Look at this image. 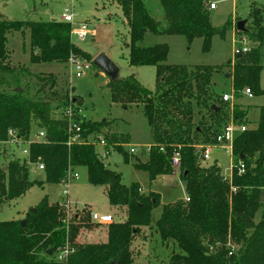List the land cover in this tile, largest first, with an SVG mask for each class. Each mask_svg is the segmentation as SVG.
<instances>
[{"label": "trees", "instance_id": "1", "mask_svg": "<svg viewBox=\"0 0 264 264\" xmlns=\"http://www.w3.org/2000/svg\"><path fill=\"white\" fill-rule=\"evenodd\" d=\"M158 1L164 24L151 14L147 0H117L129 29V64L156 67L155 91L132 75L111 79L107 86L113 102L123 107L131 104L143 107L155 144L165 147L166 151L161 152L154 146L146 162L135 164L148 172L151 182L172 174L173 151L181 152V178L190 200L164 205L155 223L160 245L171 247L164 264H264V201L261 200L264 197V105L259 107L256 122L248 120L244 108L237 103L230 107L222 100L224 93L215 91V77L223 68L166 64L167 44L143 43L149 34L181 35L189 43L201 38L203 51L209 52L214 36L224 37L231 23L213 26L205 6L211 0ZM26 29L30 30L32 63L61 64L71 54L82 52L72 42L71 24L67 22L54 19L23 22L0 17V141L8 138L11 129L23 139H28L35 128L43 130L45 139L32 143L30 151L32 161L40 157L45 164L46 181L61 183L70 165L86 167L89 182L105 186L110 204L125 207L127 217L108 226L104 242L80 244L77 237L83 227L90 225V212L76 214L66 224L63 206L58 202L51 204L46 196L35 213L32 209L28 212L25 226L19 220L0 221V264H135L133 242L143 228L151 225L160 195L153 192L145 195L139 183L123 184L121 175L106 166L89 138L103 135L109 146L123 151L119 137L110 135L107 121L93 122L80 116V99L69 97L68 86L60 87L52 74L45 75L33 94L30 85H23L26 77L23 74L29 73L9 65L8 40L13 31ZM246 29L237 31L240 35L245 33L256 45L223 66L232 68L228 77L234 99L241 98L246 88L255 96L264 93L261 10H255ZM69 105L74 107L86 141L72 146H68L67 121L56 115L57 110ZM195 107H203L210 122L204 116L195 122ZM229 119L247 126L234 141L235 165L230 179L222 174L217 163L203 166V149L199 151L197 147L200 140L204 145L214 144ZM240 163L245 165L242 173H239ZM37 183L30 180L25 160H11L6 169L0 168V209L25 195ZM259 212L260 219L256 221ZM67 244L74 252L64 261L57 260L56 253ZM51 249L54 253L49 255Z\"/></svg>", "mask_w": 264, "mask_h": 264}, {"label": "rangeland", "instance_id": "2", "mask_svg": "<svg viewBox=\"0 0 264 264\" xmlns=\"http://www.w3.org/2000/svg\"><path fill=\"white\" fill-rule=\"evenodd\" d=\"M151 14L164 24L162 6L158 0H147ZM218 8L209 10L213 26L222 27L228 21L231 27L224 37L216 35L213 38L212 48L209 52L203 51V40L196 38L189 43L181 35H147L145 45L167 44L169 55L166 64L186 65H212L223 68L221 74H217L215 91L218 94L232 92V82L228 72H232L227 64L235 59V50L243 46L246 40L249 48L256 43L251 41L244 33L240 35L237 31V23L248 20L246 26H250L254 18L255 10H261L264 17V0H212ZM65 12H73L76 22H86L96 28V36L84 42L74 39L77 47L82 52L89 54L92 59L86 58L83 53L76 54L80 59L89 61L91 69L81 78H76L70 72L68 60L65 63H32L30 47V30L13 31L9 34L8 49L10 58L8 63L11 67L24 69L29 74L23 79V85H30L31 93H35L45 75L52 74L57 79L60 87H69V97L80 99L79 115L85 120L93 122L107 121L106 127L110 135H117L123 151H118L113 145L108 146L110 155L103 158L106 166L121 175L123 184L129 186L139 183L142 193L148 195L155 193L160 195V205L153 209L152 223L143 228L137 235L132 247L135 253V264H164L168 261L171 247L160 245L159 234L155 223L159 219L164 205L174 203L177 200H185L187 197L185 184L182 181V168L174 169L170 175H164L151 182L148 172L135 166L137 162H146L149 153L147 146L154 143V134L144 115L141 105L131 104L123 107L111 99L108 83L111 78L95 66L94 61L100 55L108 56L120 68L118 78L123 79L134 76L148 89H156V67L155 66H131L129 64L130 42L129 29L125 23L124 15L117 0H0V13L10 21H50L60 20ZM1 17V16H0ZM226 73V76L224 75ZM261 87L264 91V68L261 74ZM244 95V94H243ZM55 103V102H54ZM239 104L247 111V118L257 121L258 111L264 105V93L261 96L249 98L244 95L230 102ZM195 122L198 123L201 116L210 122L208 114L203 107H195ZM56 115H62V109L56 111ZM253 124L249 125L251 127ZM36 129L33 131H39ZM91 143L96 142L95 147L101 155L105 154L106 148L97 142V138L91 135ZM204 145L202 140L197 147ZM212 154L209 159H201L203 166L217 163L221 167L222 174L232 177V168L235 158L230 152L210 144ZM137 149L136 155L129 153L130 148ZM128 156V158L126 157ZM20 152L9 148L0 156V168L6 169L8 163L14 159H21ZM29 176L33 185L25 195L8 202L0 209V221L26 219L31 209H35L44 197H48L51 204L58 202L61 206L64 201L62 195L63 187L60 183L51 184L46 181V171L40 170L38 165L29 164ZM80 178L70 183V196L66 216L71 219L76 214L89 211V224L83 227L78 234L77 240L80 244L104 242L108 233V226H100L91 220V212L109 213L114 222H123L127 217L125 207H116L110 204L105 186H95L88 180L86 167L76 169ZM42 184H41V183ZM41 184V185H40ZM258 213L256 221L260 219Z\"/></svg>", "mask_w": 264, "mask_h": 264}, {"label": "built area", "instance_id": "3", "mask_svg": "<svg viewBox=\"0 0 264 264\" xmlns=\"http://www.w3.org/2000/svg\"><path fill=\"white\" fill-rule=\"evenodd\" d=\"M205 6L209 10H214L217 8V3L208 1L205 3ZM61 21L67 22L71 24V40L74 42V39L79 42H84L89 38H94L96 36V28L91 26L86 22H76L75 14L73 12H65L62 15ZM250 51V48L247 45L246 40L243 41V46L236 48L235 54L240 55ZM68 65L70 67V72L76 78H81L87 74V72L91 69V65L89 61L85 59H80L76 54H71L68 60ZM249 98H253L255 95L250 88H246L243 92ZM232 92H225L222 96V100L224 102H232L233 101ZM62 116L67 121V132H68V146H72L73 144H81L86 142L83 137V130L81 125L76 119V114L74 107L72 105L66 106L62 108ZM246 125L237 124L234 119H229L227 124L223 127L222 131L217 135L216 142L213 144L214 146L220 147L227 152L232 154L233 145L236 137L246 130ZM46 135L43 130H39L36 132H32L28 139H23L16 130L11 129L8 133V138L4 141H0V156L5 151V149H16L20 152V158L25 160L27 164H36L38 165L40 170H45V164L42 159L39 157L36 161L31 160V144L34 142H41L45 139ZM97 142L106 148L105 154H101V158L107 157L110 155V150L108 149V143L106 138L103 135L96 136ZM96 144V142H93ZM156 146L159 147L161 152H165V147L162 145L150 144L147 146L148 153L151 149ZM202 150V158L209 159L212 154V146L210 144H205L201 147ZM131 155H136L137 149L132 146L129 150ZM171 165L174 169H180L182 165L181 152L179 149H175L171 156ZM77 168L73 166H69L66 177L61 181V186L63 187L62 195L65 198L62 202L61 206L66 211V207H68V200L70 196V183L72 181L78 180L80 178L79 172L76 170ZM233 169V168H232ZM245 169V165L240 163L239 165V173H242ZM190 198L187 196L185 201H189ZM91 220L93 223L98 224L100 226H109L114 222L113 216L109 213H98L91 212ZM64 223L69 224V218L66 216L64 219ZM74 252V249L69 246V244L65 245L62 249H60L56 253V259L59 261H64L71 253Z\"/></svg>", "mask_w": 264, "mask_h": 264}, {"label": "water", "instance_id": "4", "mask_svg": "<svg viewBox=\"0 0 264 264\" xmlns=\"http://www.w3.org/2000/svg\"><path fill=\"white\" fill-rule=\"evenodd\" d=\"M246 23L247 20H241L237 23V29L239 31H246ZM95 66H97L100 70H102L105 74H107L111 79H116L119 76L120 68L115 64L108 56L106 55H100L98 56L94 61ZM213 109H217L216 106H213ZM105 132V130H104ZM264 201V197L261 199ZM32 212H36V209H32ZM26 220L22 221V226L26 225ZM54 253V250H49L48 254L52 255Z\"/></svg>", "mask_w": 264, "mask_h": 264}, {"label": "crops", "instance_id": "5", "mask_svg": "<svg viewBox=\"0 0 264 264\" xmlns=\"http://www.w3.org/2000/svg\"><path fill=\"white\" fill-rule=\"evenodd\" d=\"M217 8H218V6H217ZM217 8H216V9H217ZM216 9H214V10H216ZM0 16L3 17V18H5V16H4L2 13H0ZM243 94H244V93H243ZM244 95H245V94H244ZM244 95H243V96H244ZM246 96H247V95H246ZM254 97H255V96H254ZM235 104H236V103H233L232 106L235 105ZM236 123H237V124H241V125H243V123H240V122H236ZM152 144H155V142L152 143ZM215 147H217V146H215ZM202 159H203V158H202ZM163 176H164V175H163ZM160 177H161V176H160ZM226 178H228V176H226ZM230 178H231V176L229 177V179H230ZM158 179H159V178H158Z\"/></svg>", "mask_w": 264, "mask_h": 264}]
</instances>
